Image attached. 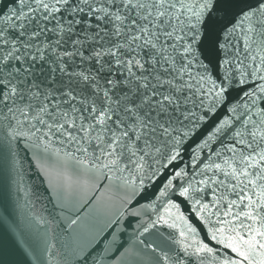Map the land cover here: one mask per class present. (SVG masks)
I'll use <instances>...</instances> for the list:
<instances>
[{
    "label": "snow or ice",
    "instance_id": "1",
    "mask_svg": "<svg viewBox=\"0 0 264 264\" xmlns=\"http://www.w3.org/2000/svg\"><path fill=\"white\" fill-rule=\"evenodd\" d=\"M12 3L0 15V143L42 146L64 192L86 195L107 180L124 191L125 209L164 177L155 199L131 212L151 209L155 219L140 223L121 260L264 264V0H247L222 29L215 76L198 55L215 0ZM233 84L247 87L230 103ZM222 107L186 163L184 144ZM159 227L174 249L140 238ZM91 255L89 242L73 259L88 264Z\"/></svg>",
    "mask_w": 264,
    "mask_h": 264
},
{
    "label": "water",
    "instance_id": "2",
    "mask_svg": "<svg viewBox=\"0 0 264 264\" xmlns=\"http://www.w3.org/2000/svg\"><path fill=\"white\" fill-rule=\"evenodd\" d=\"M246 2L215 0V7L202 29L198 55L201 63L214 76L220 74L217 65L225 55L219 48L224 36L222 29ZM12 6V0H0V15ZM232 44L239 46L235 40ZM246 87L233 84L228 93L229 102L237 101ZM224 114L225 108L218 109L186 141V163L189 162L190 153L196 150V145L213 131L214 125ZM55 147L60 145L56 144ZM207 152L205 148L204 153ZM197 154H200L198 150ZM55 164L54 156L46 158L43 147L37 148L32 142H13L11 150L6 142L0 143V264H75L74 251L89 242L92 255L88 264L94 261L95 264H133L130 259L121 260L120 254L124 249L136 245L140 223H146L149 215L155 219V214L151 213V209L148 215L142 213L133 216L131 212L140 211L142 205L155 199L154 194L158 192L164 177L148 184L140 194L132 197V203L125 209L120 205L124 191L117 190L114 185L109 186L107 180L97 182L95 190L86 195L76 188L68 192L60 190L53 179ZM181 209L186 216H190V222L197 228L198 238L212 245L206 227L188 212L185 204H181ZM121 211H125L122 216L119 215ZM117 217L119 222L113 224ZM168 234L169 229L159 227L140 238L174 249L175 246L167 238ZM114 238L116 243L105 250L108 242ZM137 247L141 255H146L143 245ZM185 264H188L187 260ZM194 264H199V261H194Z\"/></svg>",
    "mask_w": 264,
    "mask_h": 264
}]
</instances>
